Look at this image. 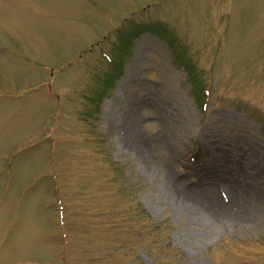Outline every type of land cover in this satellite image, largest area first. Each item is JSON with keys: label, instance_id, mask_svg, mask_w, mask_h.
<instances>
[{"label": "rangeland", "instance_id": "rangeland-1", "mask_svg": "<svg viewBox=\"0 0 264 264\" xmlns=\"http://www.w3.org/2000/svg\"><path fill=\"white\" fill-rule=\"evenodd\" d=\"M0 264H264V0H0Z\"/></svg>", "mask_w": 264, "mask_h": 264}, {"label": "bare ground", "instance_id": "bare-ground-1", "mask_svg": "<svg viewBox=\"0 0 264 264\" xmlns=\"http://www.w3.org/2000/svg\"><path fill=\"white\" fill-rule=\"evenodd\" d=\"M208 189L206 188V191H207ZM208 214L210 215V213L208 212Z\"/></svg>", "mask_w": 264, "mask_h": 264}]
</instances>
